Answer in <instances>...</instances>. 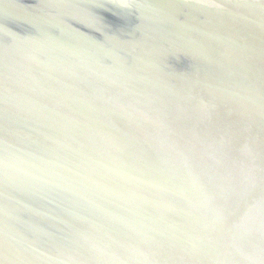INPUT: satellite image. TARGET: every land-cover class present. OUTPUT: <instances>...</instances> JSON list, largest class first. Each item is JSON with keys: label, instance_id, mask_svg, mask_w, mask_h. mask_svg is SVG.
<instances>
[{"label": "bare ground", "instance_id": "bare-ground-1", "mask_svg": "<svg viewBox=\"0 0 264 264\" xmlns=\"http://www.w3.org/2000/svg\"><path fill=\"white\" fill-rule=\"evenodd\" d=\"M18 1L0 264H264V0Z\"/></svg>", "mask_w": 264, "mask_h": 264}, {"label": "water", "instance_id": "water-1", "mask_svg": "<svg viewBox=\"0 0 264 264\" xmlns=\"http://www.w3.org/2000/svg\"><path fill=\"white\" fill-rule=\"evenodd\" d=\"M26 1H31V0H26ZM21 7H23L27 12H29L27 9H28V7H30L29 5H31V3H23V2H21V0L20 1H18L17 2ZM38 3V2H37ZM38 5H39V3H38ZM37 5V6H38ZM36 10H38V11H44V12H47L49 9L48 8H46V7H43V6H41V5H39V7H36L35 8ZM125 10V8H122L121 9V12L122 13H125L126 11H124ZM95 11H98V10H95ZM31 13V12H30ZM110 15L112 16H110L111 18H112V20L115 18L116 20H118V22H119V24H117V25H120V26H122V27H125L126 25H122V23H121V18H119L118 16H115V14L112 12V13H110ZM100 18H101V13H99V15H98ZM131 18V17H130ZM101 20H102V18H101ZM120 20V21H119ZM69 21L72 23V26L73 27H75V29L76 30H79L80 32H81V30H80V28H78L77 27V25L76 24H78L77 22H76V20H71V19H69ZM103 21V20H102ZM101 21V22H102ZM135 21L133 20V22H131L128 26H126L127 28H129V26L130 27H132L133 26V23H134ZM13 25H14V31H16V32H18L17 34H19L20 36H24V33H27V32H29L30 33V35H32V34H34V32H35V30H36V27L35 26H30L29 24H27V22H25V21H14L13 22ZM79 25V24H78ZM112 25V24H111ZM113 25H115V24H113ZM130 29V28H129ZM53 30L56 32V33H59V31H61V28H60V25H55L54 27H53ZM86 42L91 46V45H93L94 43L93 42H91V41H89V40H87L86 39ZM90 49V51H88V52H91V54H93L94 52V50L95 49H93V48H89ZM127 54L128 55H130L128 52L126 53L125 51H120L119 52V55H120V57H123V58H125V57H127ZM62 55H65V56H70V55H68V54H65V53H62ZM56 56V55H55ZM169 56H173V57H175L176 58V54H174L173 52H170L169 53ZM100 57V56H99ZM105 57H108V55H105L104 56V59H105ZM71 59H74V60H76V59H78L77 57H72ZM93 59H95V58H93ZM101 59V58H100ZM126 59V58H125ZM167 66H166V68H171V66H173V68L174 69H176L177 71H179V70H182V69H186V65L184 64V63H182V64H180V63H177V62H175V60H172V59H168L167 61ZM175 62V63H174ZM168 65H170V66H168Z\"/></svg>", "mask_w": 264, "mask_h": 264}]
</instances>
